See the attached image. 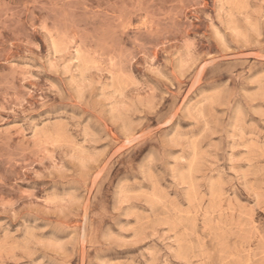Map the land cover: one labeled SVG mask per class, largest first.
<instances>
[{"label":"rangeland","instance_id":"obj_1","mask_svg":"<svg viewBox=\"0 0 264 264\" xmlns=\"http://www.w3.org/2000/svg\"><path fill=\"white\" fill-rule=\"evenodd\" d=\"M0 264H264V0H0Z\"/></svg>","mask_w":264,"mask_h":264}]
</instances>
